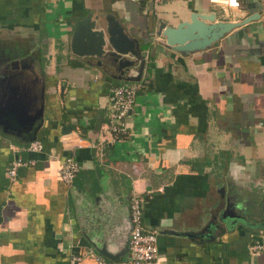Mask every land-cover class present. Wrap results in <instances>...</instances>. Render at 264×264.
<instances>
[{"label": "crops", "instance_id": "obj_1", "mask_svg": "<svg viewBox=\"0 0 264 264\" xmlns=\"http://www.w3.org/2000/svg\"><path fill=\"white\" fill-rule=\"evenodd\" d=\"M240 2L234 11L208 0H0V106L30 115L42 104L44 117L38 153L0 123V264H96L98 248L120 251L133 190L157 231L156 264H264V247L249 249L264 246V10ZM192 10L254 19L202 50L163 45L160 22L175 26ZM90 11L97 27L112 16L139 42L142 71L120 76L71 52L75 22ZM137 77L127 133L101 143L110 86ZM77 136L70 153L64 141ZM67 154L80 164L71 183L59 176ZM16 155L35 162L11 180Z\"/></svg>", "mask_w": 264, "mask_h": 264}, {"label": "water", "instance_id": "obj_2", "mask_svg": "<svg viewBox=\"0 0 264 264\" xmlns=\"http://www.w3.org/2000/svg\"><path fill=\"white\" fill-rule=\"evenodd\" d=\"M252 19H254L253 15L236 22L216 21L215 13L192 10L186 19L175 26L161 21L157 34L163 37V45L166 47L181 54H188L205 49L225 33ZM97 21L98 16L90 11L75 22L70 39L71 52L79 57H97L98 65H104V68H116L120 76L125 71L130 72L128 71L130 67H135L138 63L139 71H142L146 52L141 49L139 42L131 38L112 16L105 17L104 26L97 27ZM138 78H132L130 81H138ZM0 123L16 129L18 132L16 136L21 142L35 140L44 127L43 106L41 104L28 115L21 113L17 108L1 105ZM66 128L70 129V126L62 127V133L68 132ZM223 191L224 189L220 188L221 195ZM128 238L120 251L113 253L104 246L97 250L104 257L118 263L128 250Z\"/></svg>", "mask_w": 264, "mask_h": 264}, {"label": "built area", "instance_id": "obj_3", "mask_svg": "<svg viewBox=\"0 0 264 264\" xmlns=\"http://www.w3.org/2000/svg\"><path fill=\"white\" fill-rule=\"evenodd\" d=\"M134 1V0H133ZM162 1L151 0L155 7ZM260 2L264 10V0H255ZM209 4L220 7L221 9H230L238 11L241 9L240 0H208ZM142 84L139 81H124L121 83H113L109 88L108 95V124L103 132L101 143L109 140L119 139L127 133V118L132 110L133 105ZM65 148L72 153L76 148H80L82 141L80 137L67 139L64 141ZM43 141L39 138L23 144L19 149L31 153H38L43 150ZM34 159H24L21 156L11 161L7 169V177L11 180L15 179L19 168L34 164ZM80 169V164L67 154L61 161L59 176L65 183H71L75 174ZM129 242L128 250L123 259L115 263L101 254L91 252L96 264H156L158 258L157 247V231L147 229L143 224V197L136 191H131L129 203ZM264 236V230L258 232ZM263 244L257 242L249 247L251 254H258L263 249ZM80 255H74L71 263L80 261Z\"/></svg>", "mask_w": 264, "mask_h": 264}, {"label": "rangeland", "instance_id": "obj_4", "mask_svg": "<svg viewBox=\"0 0 264 264\" xmlns=\"http://www.w3.org/2000/svg\"><path fill=\"white\" fill-rule=\"evenodd\" d=\"M262 218V217H261ZM260 221V220H259Z\"/></svg>", "mask_w": 264, "mask_h": 264}]
</instances>
